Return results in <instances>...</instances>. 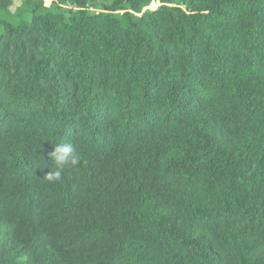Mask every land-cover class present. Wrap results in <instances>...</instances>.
Returning a JSON list of instances; mask_svg holds the SVG:
<instances>
[{"label":"trees","instance_id":"1","mask_svg":"<svg viewBox=\"0 0 264 264\" xmlns=\"http://www.w3.org/2000/svg\"><path fill=\"white\" fill-rule=\"evenodd\" d=\"M12 6L0 264H264V0Z\"/></svg>","mask_w":264,"mask_h":264},{"label":"clouds","instance_id":"2","mask_svg":"<svg viewBox=\"0 0 264 264\" xmlns=\"http://www.w3.org/2000/svg\"><path fill=\"white\" fill-rule=\"evenodd\" d=\"M48 155L56 164V169L48 171L44 177V179L51 182L61 180L65 168H76L80 162V156L71 143L53 145V150Z\"/></svg>","mask_w":264,"mask_h":264},{"label":"rangeland","instance_id":"3","mask_svg":"<svg viewBox=\"0 0 264 264\" xmlns=\"http://www.w3.org/2000/svg\"><path fill=\"white\" fill-rule=\"evenodd\" d=\"M52 1H54V0H44V2H45L46 5H49ZM19 3H20V0H13V6L11 7V10H14V8L17 7ZM67 4H68V7H70V8L72 7L71 6V3H67ZM156 7H157V5L152 4L149 8L154 9ZM62 8L64 9V6ZM89 11L92 12V13L99 12V7H98V9H93L92 8Z\"/></svg>","mask_w":264,"mask_h":264}]
</instances>
